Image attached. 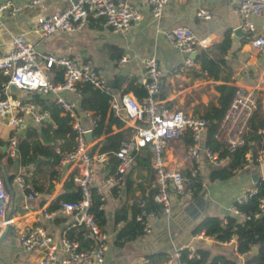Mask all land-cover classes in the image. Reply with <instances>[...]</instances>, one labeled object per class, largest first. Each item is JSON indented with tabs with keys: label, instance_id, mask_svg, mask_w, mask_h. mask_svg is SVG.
<instances>
[{
	"label": "crops",
	"instance_id": "0c3cea01",
	"mask_svg": "<svg viewBox=\"0 0 264 264\" xmlns=\"http://www.w3.org/2000/svg\"><path fill=\"white\" fill-rule=\"evenodd\" d=\"M3 2L18 6L19 11L13 15L5 11L0 18V53L7 52L12 38L21 35L32 44L38 55L52 53L82 62L87 61L106 81L114 98L126 93L137 99L134 89L143 87L141 84L144 77L143 61L147 57L155 58L161 71L157 98L169 109L180 110L185 114L202 118L207 104L214 106L217 104L216 85L224 84L234 88L250 89L260 82L259 75L264 67V54L255 53L251 49L246 32L239 30V33H235L238 29V19L234 12V0H167L156 19L151 17L144 0H133V8L139 14V18L132 21L124 32L113 33L104 24L102 17H89L79 32H56L46 36L41 35L36 28L37 17L61 10L71 0H46L34 8H25V0H0V3ZM198 7L206 9L210 13V19L204 20L195 16V10ZM251 21L256 26H259L261 22L260 17L251 18ZM177 25L187 26L195 38L201 41L191 56L193 61L191 68L183 67L184 55L169 45L163 36L164 30ZM225 37L227 46L225 51L220 53L215 49V45L222 42ZM200 52H205L214 59H222L216 79L209 76L206 70L201 69L198 59ZM49 74L54 81V72L49 70ZM58 95L74 104L72 113H65L59 109V115L68 114L70 126L71 121L77 118L80 126L89 130L87 131L89 139H86L84 135L89 155L97 154L96 149L92 151V145H99L101 140L109 134L118 131L131 134L133 131L132 122L126 120L122 110L116 113L110 109V95H108L106 114L114 118V122L109 127L110 133L107 135L101 133L92 137L94 118L90 110L79 108L78 91L60 92ZM19 97L33 103L40 110H48L50 104L54 103V96L50 93L43 95L23 91ZM257 101L264 118V89L258 92ZM45 122L51 123L49 115L46 120L39 123L26 118L17 147L26 137L28 146L38 142L55 148L59 158L58 146L61 139L54 138L52 132L54 125H51L48 131L44 130L47 129ZM7 134L5 118H0V178L3 180V171L8 182L6 185L3 181V186L11 199L10 202L8 200L7 215L12 219L0 243L4 245L0 260L3 264H36L38 252L23 250L18 241V232L23 227L31 225L37 217L38 223L54 240H57L65 229L76 223L72 216L44 219L40 213L63 192L67 170L60 162L64 154L59 162L52 166L42 163L43 157L36 155L34 164L30 163L23 167L20 163L19 148L18 155L14 158H8L5 155ZM204 135L205 132L202 137L203 142ZM185 137L189 138L187 132L168 138L164 150L166 168L178 170L184 177L183 193L178 195L169 189L168 212L162 213L156 209V216L151 220L150 231L136 235L120 245L114 242L115 230L130 220L135 203L138 204L148 193H153L151 187L153 174L149 166L148 152L146 148L138 149L137 153L141 150L138 161L135 160V152L133 162L126 170L118 187L103 184V179L113 173L107 162L109 158H112V154L105 156L104 161L93 165L90 190H94L93 194L96 196H98L96 190L100 193V208L103 213L104 232L107 236V247L103 252L101 264H179L181 263L178 260L179 254L174 255V251L179 252L181 249H185L190 255H197L199 250L205 251V260L202 264H210L211 259L216 255H222L234 261V264H245L244 259L250 252L237 250L234 234L226 239H217L214 235H205L203 230H197V227L205 217L215 218L220 224L226 222L228 215L233 216L236 221H241L232 214V203L241 193L254 189L256 181L252 182L249 179L250 175L257 173L258 178H261V169L250 165L228 179L211 180L209 174L215 167L202 158L197 174L192 176L199 182L200 189L193 193L188 187L190 182L187 178V173L190 175V164L183 159ZM143 150L147 153V167L143 165ZM16 173H20L33 187L34 185L40 187L39 196L29 202L26 210L21 207L24 193L12 181ZM115 217H118L116 222ZM84 235L89 241L87 234ZM90 242L91 240L88 245ZM189 247L193 250L190 251ZM253 250L251 248V251ZM56 253L58 256L62 254L60 249ZM152 255L153 258L150 259L149 256Z\"/></svg>",
	"mask_w": 264,
	"mask_h": 264
},
{
	"label": "built area",
	"instance_id": "2783aa9c",
	"mask_svg": "<svg viewBox=\"0 0 264 264\" xmlns=\"http://www.w3.org/2000/svg\"><path fill=\"white\" fill-rule=\"evenodd\" d=\"M46 0H25V8H34ZM69 1V0H64ZM152 18H158L167 0H144ZM234 12L238 19L237 28L246 32L248 42L255 53L264 54V0H234ZM133 0H74L61 10L54 11L47 16L36 19V28L43 35L56 32H79L89 17H102L104 24L113 33L127 30L132 21L138 20L139 14L133 8ZM8 11L15 14L19 7L8 2L0 3V18ZM195 16L208 20L210 13L198 7ZM260 17V25L256 26L251 18ZM165 40L173 48L184 55L182 65L191 68L192 55L199 42L192 31L185 25H177L163 31ZM58 66L62 73L59 82L51 80L49 68ZM144 77L141 82L145 96L140 100L123 93L114 98L106 81L98 74L95 68L87 61H79L65 55L52 53L38 55L32 44L23 36L16 35L10 42V48L0 53V72L7 77L0 89V118H5L8 134L5 139V152L8 158L18 155V139L24 127L25 119L29 118L35 123L48 118L47 110L38 109L33 103L23 100L9 92L8 86L12 84L21 91L37 92L39 94H53L55 105L65 113H72L73 102L63 99L60 92H75L76 84L88 83L96 90L110 95V109L117 113L124 111L126 120L132 122L133 131L127 140L121 142L114 152L117 160L113 173L103 179V184L118 187L126 170L133 162V155L141 147L146 148L149 156V166L153 174L151 187L153 188L152 201L158 211L167 213L169 210V189L176 194L183 193L184 177L178 170H169L166 167L164 150L168 138L177 137L187 132L190 143L185 146L183 159L190 164L189 172L197 174L201 158H204L212 167L224 165L226 156L219 157L209 152L203 143V133L208 121L205 118L185 114L180 110L167 108L157 98L161 71L155 58L147 57L143 61ZM259 81L250 89L236 87L234 95L225 112L218 122L213 138L223 142L227 152H232L243 143L247 132L248 120L255 109L258 92L264 89V67L259 75ZM71 128L75 132L74 147L64 155L60 164L66 167L65 180L71 182L79 189L80 198L73 202L60 201L54 209L43 208L40 213L44 219L55 216H72L77 225H82L90 238V244L79 248L77 241L67 239L63 234L54 240L38 223L35 217L33 223L23 227L18 232L20 247L25 251L38 252L36 264H101L103 252L107 247V236L101 231L93 216L88 212L91 198L90 184L93 175V165L104 161V154L89 155L84 135V129L75 118L71 121ZM264 134V127L258 129ZM264 150H260L256 157V165L261 169ZM249 157L243 163L241 170L247 169L250 164ZM12 181L24 193L21 207L28 209L30 201L36 199L39 193L28 183L20 173L12 177ZM99 199L100 193L96 190ZM254 189L241 193L234 201L239 204L245 201ZM9 194L4 189L0 178V230L4 224L10 225L12 219L7 215ZM232 214L241 220L250 217L257 218L264 213V196L258 198L257 209L251 216L245 215L232 207ZM7 215V218L5 217ZM156 216V210L146 209L140 202L134 220L141 226L142 233H148L151 220ZM62 252L60 256L57 251ZM192 251L193 248L189 247ZM179 252L174 251L178 256ZM190 254H187L189 257ZM179 264H186L181 262Z\"/></svg>",
	"mask_w": 264,
	"mask_h": 264
},
{
	"label": "trees",
	"instance_id": "16d2710c",
	"mask_svg": "<svg viewBox=\"0 0 264 264\" xmlns=\"http://www.w3.org/2000/svg\"><path fill=\"white\" fill-rule=\"evenodd\" d=\"M226 46L227 38L225 37L222 42L215 45V49L220 53H223ZM198 59L201 69L206 70V73L209 76L216 79L220 71L219 64L222 62V59H214L210 57V55H206L205 52H200ZM49 70H52L55 74L53 80L59 82L62 74L60 68L58 66H51ZM6 80L7 77L3 76L0 72V89L1 84L5 83ZM215 89L218 92L216 106L213 104H207L204 107L205 113L203 118L208 121V124L205 128L203 143L209 152L216 153L219 157L226 156L225 164L212 168L209 174V178L211 180H225L234 176L239 170H241L247 156L249 157V164L252 166L256 165L258 151L264 150V134L258 133V129L264 127V118L261 115L260 107L257 101L255 109L248 120V128L244 135L243 143L237 146L232 152H227L225 144L215 140L213 135L217 129L220 118L234 95L235 88L219 84L215 86ZM76 90L80 95L79 108L81 110H90L92 112V117L94 118V126L91 129L92 137H96L101 133L106 135L110 133L109 127L110 124L114 122V118L111 115L107 116L106 114L108 109V94L96 91L95 88L88 83L76 84ZM134 92L137 96V100H140L145 96V90L143 87H136ZM47 111L49 113L51 123L45 122L47 129L44 130L48 131V128L51 129V125L55 126L52 130L53 136L57 140L61 139L58 146L59 158L56 154L58 152L55 153V148L44 146L38 142H34L28 146L25 137V139L21 140L18 144L20 163L23 167L30 163L34 164L36 155H41L43 157L42 163L52 166L59 162L60 157L63 156L62 154L65 155L74 147L75 132L71 129L69 123L70 117L68 114L60 116V110L53 102L50 104ZM129 136L130 133L125 131H118L114 134H109L101 140L99 145H92L91 149L92 151L96 149L97 154H104L105 156L112 154L113 159L108 157L109 159L107 162L110 164L111 170L114 171L117 160L114 159L115 157H113V154L118 149L121 142L127 140ZM184 141L186 145L190 143V140L187 137L184 138ZM139 152H136L135 154L136 161L140 160ZM143 152V165L147 167V153L144 150ZM187 175L190 182L188 183V187L193 193H196L200 189L199 182L196 181V178L190 176L189 173H187ZM34 187L35 190L39 192L40 187L35 185ZM91 192V201L88 212L93 216L98 228L101 231H104L103 213L100 208L101 201L99 200V196L93 194L94 190H91ZM152 194V192L148 193L139 202L142 203L146 209L156 210L157 206L152 201ZM261 196H264V179L258 178L254 184V193L250 194L245 201L239 204L233 201L232 207L236 208L245 215L251 216V214L256 211L258 198ZM79 198V189L71 182V180H66L63 183V192L59 194L46 208L51 210L54 209L60 201L75 202ZM136 204L137 203H135V206ZM135 206L130 220L114 232V242L117 245H120L122 242L132 239L136 235L142 233L140 224L134 220V215L137 212V206ZM117 218L118 217H115V222L117 221ZM198 229L203 230L205 235H214L217 239H226L231 234H234L237 241V250H246L250 252L244 259L245 264H264V213L257 218L250 217L247 220L241 221H236L233 216L228 215L226 216V222L224 224H220V222L215 218L205 217L197 227V230ZM85 233L87 234L84 227L75 223L72 227L65 229L63 235L69 240L77 241L79 248H85L88 246L90 241L89 237V241L86 237H84ZM253 246H255L256 249L251 251ZM205 255V251L199 250L197 251V255L192 254L187 257V251L185 249H181L179 250L178 260L179 262H185L186 264H202L205 260ZM149 258L152 259L153 255L149 256ZM211 261L213 264H234V261L227 259L222 255L214 256ZM212 262L210 264H212Z\"/></svg>",
	"mask_w": 264,
	"mask_h": 264
},
{
	"label": "water",
	"instance_id": "95a60500",
	"mask_svg": "<svg viewBox=\"0 0 264 264\" xmlns=\"http://www.w3.org/2000/svg\"><path fill=\"white\" fill-rule=\"evenodd\" d=\"M74 0H71V2H73ZM239 29L235 30V33H239ZM8 90L10 93H12L13 95L15 96H21L23 94V91H21L20 89H17L15 86H13L12 84H10L8 86ZM124 113V111H122ZM85 137L86 139H89V133L87 132L85 134ZM261 172H262V176L261 178L264 179V158H263V161L261 163ZM2 177H3V181L6 185H8V182H7V179H6V176L4 174V172L2 171ZM252 182H255L257 179H258V174L257 173H252L250 175V178H249ZM11 201V199H9V202ZM7 218V215L5 216ZM7 229H8V224H4L3 228L1 229L0 231V243L1 241L3 240L4 236L6 235V232H7ZM252 249L255 250V246L252 247ZM0 264H3V262L0 260Z\"/></svg>",
	"mask_w": 264,
	"mask_h": 264
},
{
	"label": "rangeland",
	"instance_id": "374dc122",
	"mask_svg": "<svg viewBox=\"0 0 264 264\" xmlns=\"http://www.w3.org/2000/svg\"><path fill=\"white\" fill-rule=\"evenodd\" d=\"M6 155V154H5ZM7 156V155H6ZM201 160H202V158H201ZM209 164V163H208ZM210 165V164H209ZM255 166H257V165H255ZM184 187H185V185H184V180H183V191H184ZM3 243H4V241H3ZM3 246L4 245H0V253H1V251H2V249H3Z\"/></svg>",
	"mask_w": 264,
	"mask_h": 264
}]
</instances>
